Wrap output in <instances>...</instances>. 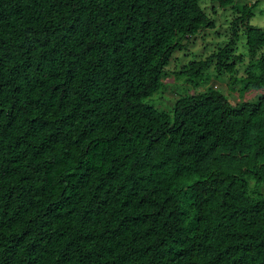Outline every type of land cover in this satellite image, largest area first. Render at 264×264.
<instances>
[{"label":"trees","instance_id":"16d2710c","mask_svg":"<svg viewBox=\"0 0 264 264\" xmlns=\"http://www.w3.org/2000/svg\"><path fill=\"white\" fill-rule=\"evenodd\" d=\"M210 1L234 34L181 75L263 89L256 2ZM201 3L0 0V264H264V94L147 103L214 28Z\"/></svg>","mask_w":264,"mask_h":264},{"label":"rangeland","instance_id":"374dc122","mask_svg":"<svg viewBox=\"0 0 264 264\" xmlns=\"http://www.w3.org/2000/svg\"><path fill=\"white\" fill-rule=\"evenodd\" d=\"M239 2L249 6L256 2L254 9H250L249 24L264 30V0H239ZM201 5L214 20L215 26L194 37L187 49H181L175 53L166 69L167 75L163 78L164 87L147 100V103L158 110L172 113L178 98L187 94H197L208 88L218 89L236 107L244 103L255 104L264 94V88L261 90L246 88L243 78L240 77L242 75L235 79H231L229 75H219L215 63L205 71L203 77L191 78L185 73L181 75L182 71L192 61L206 59L210 54L224 47L234 34V28H236L232 22L237 15L230 7L221 9L218 5L212 4L210 0H202ZM242 25L241 18L238 24V37L233 45L236 55L247 54L248 50ZM260 186L258 189L264 193V184ZM251 187H255V182H251Z\"/></svg>","mask_w":264,"mask_h":264}]
</instances>
